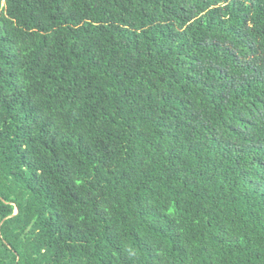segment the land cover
<instances>
[{
    "label": "trees",
    "instance_id": "16d2710c",
    "mask_svg": "<svg viewBox=\"0 0 264 264\" xmlns=\"http://www.w3.org/2000/svg\"><path fill=\"white\" fill-rule=\"evenodd\" d=\"M0 264H264V0H0Z\"/></svg>",
    "mask_w": 264,
    "mask_h": 264
}]
</instances>
